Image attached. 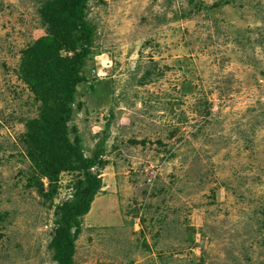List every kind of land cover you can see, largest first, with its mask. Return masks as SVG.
Listing matches in <instances>:
<instances>
[{"label": "rangeland", "instance_id": "rangeland-1", "mask_svg": "<svg viewBox=\"0 0 264 264\" xmlns=\"http://www.w3.org/2000/svg\"><path fill=\"white\" fill-rule=\"evenodd\" d=\"M46 1L0 0V264H55L23 140L39 102L19 72ZM86 19L68 126L86 156L110 126L75 264H264V0H89Z\"/></svg>", "mask_w": 264, "mask_h": 264}, {"label": "trees", "instance_id": "trees-1", "mask_svg": "<svg viewBox=\"0 0 264 264\" xmlns=\"http://www.w3.org/2000/svg\"><path fill=\"white\" fill-rule=\"evenodd\" d=\"M88 1L47 0L40 16L47 24L48 35L24 51L19 67L21 79L39 102V116L26 121L23 140L38 173L32 175L37 191L54 210V230L48 249L55 264H75V242L82 232L81 219L88 214L102 188L98 170L108 164L104 146L110 121L105 123L101 138L88 156L76 128L68 126L77 88L85 83L81 72L93 53L95 28L86 19ZM61 50L70 52L71 56L61 57ZM64 172L76 174L75 180L67 185L70 198L53 205L59 176ZM41 178L48 181L46 191Z\"/></svg>", "mask_w": 264, "mask_h": 264}]
</instances>
